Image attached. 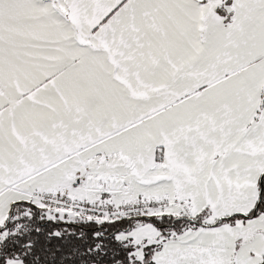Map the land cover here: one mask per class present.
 Listing matches in <instances>:
<instances>
[{
	"label": "snow or ice",
	"instance_id": "6c2138e0",
	"mask_svg": "<svg viewBox=\"0 0 264 264\" xmlns=\"http://www.w3.org/2000/svg\"><path fill=\"white\" fill-rule=\"evenodd\" d=\"M0 264H264V0H0Z\"/></svg>",
	"mask_w": 264,
	"mask_h": 264
}]
</instances>
